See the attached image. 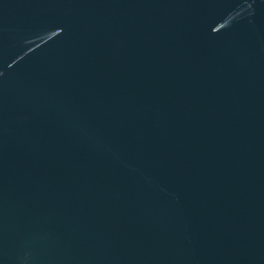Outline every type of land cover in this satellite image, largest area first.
Segmentation results:
<instances>
[{"label":"water","instance_id":"obj_1","mask_svg":"<svg viewBox=\"0 0 264 264\" xmlns=\"http://www.w3.org/2000/svg\"><path fill=\"white\" fill-rule=\"evenodd\" d=\"M0 264H264V0H0Z\"/></svg>","mask_w":264,"mask_h":264}]
</instances>
